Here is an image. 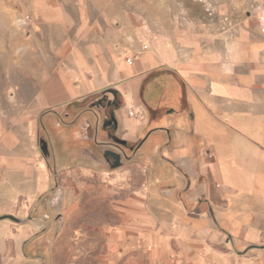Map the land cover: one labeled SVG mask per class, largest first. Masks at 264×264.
Segmentation results:
<instances>
[{"label": "crops", "instance_id": "obj_1", "mask_svg": "<svg viewBox=\"0 0 264 264\" xmlns=\"http://www.w3.org/2000/svg\"><path fill=\"white\" fill-rule=\"evenodd\" d=\"M129 3L0 0V68L36 60L0 95V215L86 189L156 258L264 264V0ZM36 233L0 221V264Z\"/></svg>", "mask_w": 264, "mask_h": 264}, {"label": "rangeland", "instance_id": "obj_2", "mask_svg": "<svg viewBox=\"0 0 264 264\" xmlns=\"http://www.w3.org/2000/svg\"><path fill=\"white\" fill-rule=\"evenodd\" d=\"M195 1H199V6ZM200 1L202 0H130L124 6L133 11L143 10L147 17L152 16L155 8L158 10L160 7L163 13H184L192 9L201 17L203 11ZM23 14L24 12L19 11V17L24 18L26 15ZM28 20L27 17L18 21L19 31L26 32ZM1 39L8 41V37ZM19 42L25 44V38ZM6 55L8 62H17L19 68H0V95H10L19 87L28 86L24 79H18V83L13 85L10 82L11 72L30 74L36 70L26 64V60L30 63L35 59L28 57L24 51L18 55ZM83 182L82 187L88 185V181ZM0 221L30 224L37 228V233L23 245L20 255L22 258L18 264H179L168 253L162 259L156 258L154 248L150 249V245L140 242L135 229L123 228L121 210L106 203L104 196H98L96 201V196H91L86 189L80 193L63 190L58 196L35 203L28 216L0 215Z\"/></svg>", "mask_w": 264, "mask_h": 264}, {"label": "water", "instance_id": "obj_3", "mask_svg": "<svg viewBox=\"0 0 264 264\" xmlns=\"http://www.w3.org/2000/svg\"><path fill=\"white\" fill-rule=\"evenodd\" d=\"M106 157H112L115 160L114 167H118L121 163V156L115 152L108 151Z\"/></svg>", "mask_w": 264, "mask_h": 264}]
</instances>
